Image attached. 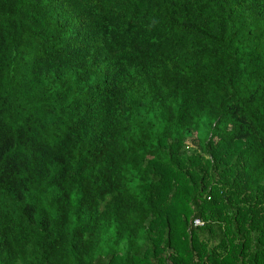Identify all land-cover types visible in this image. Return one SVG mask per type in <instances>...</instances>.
I'll use <instances>...</instances> for the list:
<instances>
[{
	"label": "trees",
	"instance_id": "16d2710c",
	"mask_svg": "<svg viewBox=\"0 0 264 264\" xmlns=\"http://www.w3.org/2000/svg\"><path fill=\"white\" fill-rule=\"evenodd\" d=\"M0 264H264V0H0Z\"/></svg>",
	"mask_w": 264,
	"mask_h": 264
},
{
	"label": "built area",
	"instance_id": "2783aa9c",
	"mask_svg": "<svg viewBox=\"0 0 264 264\" xmlns=\"http://www.w3.org/2000/svg\"><path fill=\"white\" fill-rule=\"evenodd\" d=\"M195 225H201V222L197 220V221L195 222Z\"/></svg>",
	"mask_w": 264,
	"mask_h": 264
},
{
	"label": "rangeland",
	"instance_id": "374dc122",
	"mask_svg": "<svg viewBox=\"0 0 264 264\" xmlns=\"http://www.w3.org/2000/svg\"><path fill=\"white\" fill-rule=\"evenodd\" d=\"M188 146H189L190 149L195 148V147H193L191 144H188Z\"/></svg>",
	"mask_w": 264,
	"mask_h": 264
}]
</instances>
